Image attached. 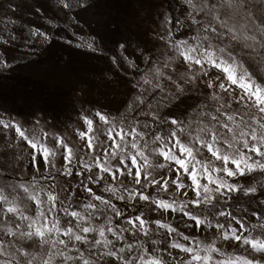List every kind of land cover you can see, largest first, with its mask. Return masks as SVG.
I'll return each mask as SVG.
<instances>
[{"label": "snow or ice", "instance_id": "obj_1", "mask_svg": "<svg viewBox=\"0 0 264 264\" xmlns=\"http://www.w3.org/2000/svg\"><path fill=\"white\" fill-rule=\"evenodd\" d=\"M134 3L122 20L95 12L100 0L29 6L49 24L53 7L73 23L93 13L100 31L73 32L76 48L120 67L161 66L155 83L141 77L151 99L141 92L115 117L79 113V145L39 110L29 120L0 109V140L20 148L21 164L26 153L31 176L0 163V264H264V0ZM24 27L0 17V48L21 40L34 54L53 39L40 27L17 32ZM149 32L162 42L159 61ZM14 67L0 53V76Z\"/></svg>", "mask_w": 264, "mask_h": 264}, {"label": "rangeland", "instance_id": "obj_2", "mask_svg": "<svg viewBox=\"0 0 264 264\" xmlns=\"http://www.w3.org/2000/svg\"><path fill=\"white\" fill-rule=\"evenodd\" d=\"M9 3L13 8L8 7ZM32 3L33 0H0V17L6 16L17 21L18 25L25 26L22 29L17 28L18 33L26 31L27 27H40L53 36V39L44 46L34 45L37 48L34 54L23 47L21 40L15 42L16 45H20L19 48L11 45L0 48V53L5 54L15 65L14 70L0 76V109L13 115L19 113L29 120H31L30 113L39 110L37 115L42 120L55 122L56 127L68 138L70 144L79 145L81 141L76 138L77 129L85 127L79 115L82 111L94 113L99 110L115 117L124 112L128 103L141 92L151 99L152 89L150 85H143L141 77L147 73L148 78L155 83L154 71L161 64L150 65L147 61H140L139 70L130 69L126 65L123 67L113 65L110 59L103 56H95L86 50L78 49L75 47V43L78 42L77 37L72 33L77 32L79 36L86 38L90 32H99L100 28L96 22L98 16L88 13L81 16L79 23H73L72 19L65 17L62 12H57L53 7L46 13L52 20L49 24L40 15L34 14V9L30 10L29 6ZM136 6L134 0H100V7L94 11L104 14L105 18L110 16L122 20L130 18ZM145 15L141 13L140 18L129 22L133 25L140 23ZM172 15L180 16L178 7ZM154 19L158 18L154 17ZM142 27L155 28L156 25L143 20ZM69 40L73 43L69 44L67 42ZM143 40L146 42L149 55L158 61L161 60L162 42L155 38V34L149 32ZM163 70L168 71V69ZM101 74L110 80L107 87L103 86ZM138 81L142 87L136 86ZM97 84L100 87H97ZM77 88L84 89L83 94L74 91ZM156 96L157 98L160 96L158 90ZM189 103L194 104L196 100H190ZM94 123L99 129L107 127L98 119H95ZM13 135L9 134L10 137ZM17 153H20L19 147L14 145L13 149H8L7 142L0 140V154H7V161L0 156V163L7 162L19 167L24 173V179L29 180L31 176L27 168L28 161L24 159L26 153L21 154L22 164L14 159ZM16 178L19 179L18 176ZM40 182L45 183L42 179ZM116 203L118 206H123L122 202ZM128 211L134 210L129 208ZM152 215L158 216L159 213ZM171 222L173 225L180 223L175 217ZM181 227H183L182 223ZM153 238L159 237L153 236Z\"/></svg>", "mask_w": 264, "mask_h": 264}]
</instances>
